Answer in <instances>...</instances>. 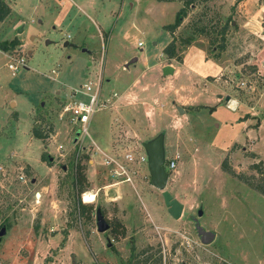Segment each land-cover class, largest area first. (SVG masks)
Listing matches in <instances>:
<instances>
[{
    "label": "rangeland",
    "instance_id": "obj_1",
    "mask_svg": "<svg viewBox=\"0 0 264 264\" xmlns=\"http://www.w3.org/2000/svg\"><path fill=\"white\" fill-rule=\"evenodd\" d=\"M239 1L188 6L173 31L177 61L162 48L171 38L163 25L173 21L179 0H80L92 21L73 11L63 18L67 0L64 6L7 0L11 12L0 22V41L17 38L23 45L0 50V264H264V196L245 182L259 177L250 164L264 167V73L258 70L264 39L242 25ZM193 25L204 30L193 34ZM191 33L181 45L179 38ZM204 54L225 65L221 74L215 72L222 65L213 70ZM19 55L26 67L12 73L6 64ZM166 65L172 70L163 74ZM97 76L101 96L124 95L93 113L78 145L76 132L57 116L67 88ZM33 128L42 139L32 136ZM158 135L164 188L149 184L146 162L134 165L133 188L117 185L124 198L119 211L102 196L101 186L118 178L107 177L101 152L145 153L144 143ZM89 140L101 150L93 157ZM77 154L92 159H80L85 191L95 196L89 203L85 192L78 196L91 206L88 219L76 209L71 186ZM164 192L181 203L178 218L167 211ZM98 208L105 220L124 225L123 237L96 231ZM192 218L214 233L210 243L199 242Z\"/></svg>",
    "mask_w": 264,
    "mask_h": 264
},
{
    "label": "built area",
    "instance_id": "obj_2",
    "mask_svg": "<svg viewBox=\"0 0 264 264\" xmlns=\"http://www.w3.org/2000/svg\"><path fill=\"white\" fill-rule=\"evenodd\" d=\"M136 45H140L137 42ZM15 63L7 62L6 67L12 73L17 68H25L26 64L23 56L19 55L12 59ZM264 73V64L261 65L260 73ZM101 76H97L95 80L80 83L74 87H68L66 95L63 99V104L58 113V120H64L66 124L70 126V130L76 132L74 140L78 142V145L82 144V140L87 136V126L91 116L97 110L110 108L114 106L118 94L115 91L109 92L106 96H101ZM244 82L240 84L243 85ZM87 147L90 151L87 153L88 157H93L95 150L101 152L93 144V142H87ZM102 164L107 168V172L112 178H118L115 182H127L131 183L132 175L135 173L138 164L146 162L145 153H139L134 155L131 151H125L120 157L116 153L110 155L102 153ZM176 156L168 160V168L172 169L175 165L174 159ZM91 161L92 159L88 158ZM165 169V168H164Z\"/></svg>",
    "mask_w": 264,
    "mask_h": 264
},
{
    "label": "trees",
    "instance_id": "obj_3",
    "mask_svg": "<svg viewBox=\"0 0 264 264\" xmlns=\"http://www.w3.org/2000/svg\"><path fill=\"white\" fill-rule=\"evenodd\" d=\"M181 2V6L178 8V10L175 12L174 14V19L171 23L165 24L163 25V28L167 31V33L170 35V41L167 42L164 47L162 48V53H164L167 57L169 58H175L177 61H179V58L176 57L175 55V51H176V46H175V39L173 37V31L179 26V24L181 23L182 18L185 16L186 14V9L188 6H191L194 4L195 1H205V0H179ZM10 12V7L8 5L7 2H5L4 0H0V22L2 20H4L7 15ZM227 23V21L225 22V24ZM225 24H223V26L220 28V43L218 44L217 48H219V51L223 48L224 46V32H225ZM204 30V26H199L197 28V26L194 27L193 25V29H192V33L196 34L198 32H201ZM192 33L190 36H186L184 38H179V43L181 45H187L188 43H190V41L192 40ZM19 44L18 39L17 38H12L10 40H3L0 41V50H8L9 48L14 47L15 45ZM218 56V53H216L214 55V58H216ZM32 136L37 138V139H42L43 136L41 135L40 131L36 128L32 129ZM85 158L87 159V156H79L78 154L77 156H75V162L73 164V174H72V180H71V186L74 189L75 193L77 194V200H76V209L78 210L79 214H85V219L89 218L88 213L91 212V206L90 205H86L84 203H82L78 196L84 192H86V187L88 185V181L86 180L85 174L83 172L84 166L82 164H80V159ZM40 159L41 160H46L45 159V155L41 154L40 155ZM250 167L256 171V173L259 175V177L256 180H253L251 182L246 181L247 184H249L253 189H255L256 191H258L260 194H262L264 196V167H262L259 162H254L252 164H250ZM221 168L225 171H229V168L226 166L225 162L222 161L221 162ZM100 213L102 214L101 210H99ZM103 216V215H102ZM106 223L108 224V228L111 232V235L115 238L117 237H123L124 232H125V228L124 225L119 222L116 218H111L109 221L105 220Z\"/></svg>",
    "mask_w": 264,
    "mask_h": 264
},
{
    "label": "crops",
    "instance_id": "obj_4",
    "mask_svg": "<svg viewBox=\"0 0 264 264\" xmlns=\"http://www.w3.org/2000/svg\"><path fill=\"white\" fill-rule=\"evenodd\" d=\"M64 1L65 0H59V5L60 6L61 5L64 6L65 5L64 4ZM67 1H69L71 3V5L69 6V9H65L64 10L65 12L63 14V18H68L69 19L68 16L73 11V13H72V16L73 17H74V14L82 13L83 15L89 17L90 21H92V19H93L92 14L89 15V13H88V12L91 13L90 9L88 7H82L81 5H83V4H81L80 0H67ZM6 2H7V0H6ZM87 4L89 6H91V1L87 2ZM8 5L10 6V12H11V4H8ZM238 7H240V8H238ZM237 11H239V13H241L242 16H243L242 18L244 20V24H242V25L244 26V25H246V24L249 23L247 27L250 26L251 29H254V30H249L250 33L256 34L257 37H260V39L263 40L264 39V0H261L260 2H259V0H240L239 3L237 4ZM232 12L234 13V11H232V8H231V13ZM262 23H263V25H262ZM93 25L96 26L95 23H93ZM96 29L98 30L97 27H96ZM18 41H21V39H18ZM63 44L65 45V44H67V42L64 41ZM21 45H23L22 42L19 44V46H21ZM27 54L30 55L31 54V51L30 50H27ZM204 58L206 60L205 62H209L210 61L213 64V70H215L216 67L221 64L222 65V68L221 69L217 68V71L215 72V74H221L222 73L221 71L225 68V65L223 63H220V62H217V61H213V60H211L209 58H206L205 57V54H204ZM258 58H260V59L262 58L263 59V61H260V63H261L260 65H263V62H264V49L261 50L260 55H259ZM131 59H134V58H131ZM258 61H259V59H258ZM215 62H217V63H215ZM254 65H256V62H255ZM126 66H127V62L123 65V67H126ZM210 68L212 69V67H210ZM185 69H186L185 71H188L189 70L186 67H185ZM258 70L261 71V68L258 69ZM173 71H174V69H173ZM175 71H174V73H175ZM133 83H135V81ZM115 92L117 93V91H115ZM123 95H124L123 93L122 94L121 93H118V98H117L114 106H116L118 104V102H120V99H121V97ZM217 100H218V98L216 99V101ZM88 142H93V141L92 140H89ZM82 143L84 144V142H82ZM93 144L97 147V145L94 142H93ZM97 149H99V148L97 147ZM109 153H110V150H109ZM90 162H92V161H90ZM107 177L109 179H111L109 174H108ZM132 177H134V174L132 175ZM119 183H123V182H115V181L111 180L110 183H104L101 187H102V190H103L102 192L104 193L102 195V196H104V200L111 201V202H115L116 205H118L117 208L120 211V209H121L120 207H122V203L124 202V198H123L121 192L119 191V189L117 188V185ZM130 184H131V187L133 188V182L132 181H131ZM98 210H99V208H98Z\"/></svg>",
    "mask_w": 264,
    "mask_h": 264
},
{
    "label": "water",
    "instance_id": "obj_5",
    "mask_svg": "<svg viewBox=\"0 0 264 264\" xmlns=\"http://www.w3.org/2000/svg\"><path fill=\"white\" fill-rule=\"evenodd\" d=\"M172 68L168 65L163 66L162 73H170ZM227 99V97H226ZM144 152L146 155V164L149 175V184L157 189H163L167 179V172L163 166V150L161 136H156L149 142L144 143ZM163 202L167 208V211L173 218H178L182 205L176 199L172 198L168 193H163ZM201 211H197V215H200ZM95 224L97 232H104L108 228V224L103 218L100 211L97 209L94 213ZM193 227L198 236L199 242L202 244L210 243L214 238V233L210 230H206L200 225L197 218H192ZM4 233V228H0V236Z\"/></svg>",
    "mask_w": 264,
    "mask_h": 264
},
{
    "label": "bare ground",
    "instance_id": "obj_6",
    "mask_svg": "<svg viewBox=\"0 0 264 264\" xmlns=\"http://www.w3.org/2000/svg\"><path fill=\"white\" fill-rule=\"evenodd\" d=\"M115 186V185H114ZM37 196H39V194L37 193L36 194ZM94 193H92V192H85L84 194H83V200L85 201V202H87V203H89V202H92L93 200H94Z\"/></svg>",
    "mask_w": 264,
    "mask_h": 264
}]
</instances>
